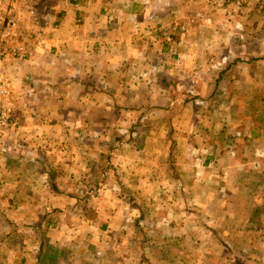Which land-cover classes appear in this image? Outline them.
I'll return each instance as SVG.
<instances>
[{"label": "crops", "instance_id": "0c3cea01", "mask_svg": "<svg viewBox=\"0 0 264 264\" xmlns=\"http://www.w3.org/2000/svg\"><path fill=\"white\" fill-rule=\"evenodd\" d=\"M29 1L37 12L35 29L44 32L43 45L30 42L27 62L9 60L2 66L13 81L15 106L14 129L5 142L17 146L19 155L13 170H0L20 179L14 178L13 191L0 185V225H18L23 213L31 225L52 218L49 225L61 217L57 212L55 218L53 210L64 205L75 206L83 219L85 214L96 217L104 199L99 195L89 202L87 190L112 192L125 175H140L147 191L164 190L167 183L174 190L192 191V201L201 192L216 197L225 192L219 188L225 184L248 190L262 177L264 58L241 57L245 43L235 37H258L264 29L238 24L242 9L232 10L230 0ZM170 29L176 33L167 43ZM201 39L211 45L217 40L223 51L206 59L205 87L196 81L194 67L193 52ZM233 39L241 50L233 51ZM257 46L261 52L262 39ZM163 74L169 75L168 84ZM167 86L210 96L207 112L170 103L154 114L150 95L164 96ZM138 120L143 130L134 136L131 129ZM171 126L174 133L168 134ZM104 155L111 156L109 168ZM82 202L89 208L79 211ZM218 203L212 202L215 208ZM220 232L227 231L222 227ZM121 248L115 250L120 253L116 260L128 264L132 251Z\"/></svg>", "mask_w": 264, "mask_h": 264}, {"label": "rangeland", "instance_id": "374dc122", "mask_svg": "<svg viewBox=\"0 0 264 264\" xmlns=\"http://www.w3.org/2000/svg\"><path fill=\"white\" fill-rule=\"evenodd\" d=\"M228 4L232 10L244 9L247 12L244 14V11H239L242 13L239 15L238 24L245 22L257 28L263 26L264 29V0H230ZM254 16L257 18H253ZM30 25L29 30L40 34L43 40L44 32L35 29L38 25ZM234 25L236 26V23ZM182 31L184 30L178 33ZM261 31L258 37L254 33H247L244 39L235 37L245 43V52L240 54L241 57L247 59L250 55L256 59L264 58V46L261 52L257 46V39L264 42V30ZM174 33L175 30L167 31V43L172 42L171 34ZM207 42L208 40H199L193 52L198 60L194 67L201 77L198 76L196 81L204 87L209 82L204 77L209 65L206 59L210 55L223 54L220 45L216 47L217 40H214L212 45ZM233 42V51L241 50V44H237L234 39ZM171 48L167 47V58L172 61L174 55ZM230 55L231 50L228 56ZM171 67L172 65L168 66L170 71ZM167 74L162 75L166 84V77L169 76ZM173 80L181 83L180 79ZM150 98V103H153L150 110L155 109L152 110L154 114H160L159 109L164 104L169 108L170 103H175L176 106L178 103L191 104L201 108L202 112L199 111V114H205L208 109L205 102L210 96L183 94L180 90L175 91L173 86H167L164 96L150 95ZM141 125L139 120L133 123L131 133L134 136L141 132ZM12 128L8 129V133L6 132L0 142V168L3 170H13L19 155L17 146L5 142L10 139L9 133L14 129ZM168 130V134L174 133L172 126L168 127ZM154 131L161 133L157 129ZM133 155L135 154H130L132 159ZM110 157L106 158L104 155L103 158L108 168L111 164ZM3 172L7 171L0 170V176L3 174L4 180L0 185L6 184L9 186L8 191H13L11 184L15 177H20L13 171H8L7 174ZM150 177L157 178L158 175ZM139 178L140 175H125L117 185L113 184L112 192L110 189L98 192L97 188L92 189L93 187L87 190L86 197L89 202H92L94 196H103L100 208L95 209L101 210L96 217L85 214L87 219H83L77 214L75 206L64 205V208L53 210L55 218L57 212L61 217L49 225L47 223L52 218L47 220L46 216L44 223H27L28 213L20 215L22 222L18 225H0V264H119L116 256L120 253L115 250H121L123 246L132 251L131 262L128 264H264V174L257 178V183H253L248 190L238 188L237 184H225L219 188H223L226 194L220 192L216 194L217 198L213 196L211 199L201 192L198 199L193 201L192 191L182 188L174 190L169 183L164 190L147 191ZM24 189L23 184L22 190ZM191 201L193 204H190ZM213 201L214 205L219 202L216 208L212 204ZM250 201L255 202V206L253 202L249 205ZM94 205L92 203V206ZM85 208H89V203L82 202L79 211ZM41 217L37 221H40ZM222 217L228 218V221L222 222ZM82 221L86 223L82 224ZM222 227L227 231L224 235L220 232Z\"/></svg>", "mask_w": 264, "mask_h": 264}, {"label": "built area", "instance_id": "2783aa9c", "mask_svg": "<svg viewBox=\"0 0 264 264\" xmlns=\"http://www.w3.org/2000/svg\"><path fill=\"white\" fill-rule=\"evenodd\" d=\"M0 0V142L5 131L14 126V94L12 79L2 66L9 60L27 62L32 55V45H43L40 34L27 29L29 20L37 24L36 9L29 0Z\"/></svg>", "mask_w": 264, "mask_h": 264}]
</instances>
